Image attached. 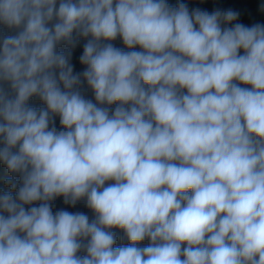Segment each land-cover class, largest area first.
<instances>
[{
    "label": "clouds",
    "instance_id": "obj_1",
    "mask_svg": "<svg viewBox=\"0 0 264 264\" xmlns=\"http://www.w3.org/2000/svg\"><path fill=\"white\" fill-rule=\"evenodd\" d=\"M238 17L166 0H0L15 31L0 36V163L21 181L0 193V264H264V25ZM80 37L74 74L57 46ZM57 197L95 218L54 213ZM111 229L128 243L114 247Z\"/></svg>",
    "mask_w": 264,
    "mask_h": 264
},
{
    "label": "trees",
    "instance_id": "obj_2",
    "mask_svg": "<svg viewBox=\"0 0 264 264\" xmlns=\"http://www.w3.org/2000/svg\"><path fill=\"white\" fill-rule=\"evenodd\" d=\"M166 2L172 6L176 7L178 4L183 3L186 4L189 10L193 9H201L203 11H207L209 13L219 9L221 11L233 10L239 13L238 20L236 22L242 23L247 27H251L254 24H262L264 25V0H166ZM59 4V0H57V6ZM51 26V25H50ZM230 26V25H229ZM15 34L14 30H9L4 26L0 25V36L5 35H13ZM90 38V37H89ZM89 38H78V42L75 47H70L65 43H61L57 46V51L59 52H70V64L73 66V71L75 73H81L85 70L86 65H82L80 63L79 57L83 54V47ZM111 43L117 47L121 48L124 51H141L142 49L139 46H136L134 49H128L122 42L121 38H117ZM242 54V51H241ZM79 87V91L84 96L85 99L92 100L95 103V97L92 90L88 87L86 81H83ZM242 87L245 85H241ZM186 92V90H184ZM107 106V105H105ZM110 109L114 110L116 105L107 106ZM55 127L58 130H61V126L59 123V117L55 118ZM7 180L14 179L17 182V189L12 190L9 186L8 192H11L13 197L16 196L19 187L21 186L20 176L19 174H13L7 171ZM106 183H114V181H108ZM52 210L55 213L61 209L69 211V212H82L89 216V219L95 218V213L86 206L85 200H80L76 203L75 206L70 204H65L63 197H57L54 201L51 202ZM26 208L31 207V205H25ZM111 231L116 233V243L114 247H121L128 243V241L124 238V232L122 229H111ZM86 242V241H85ZM149 244V241L146 239L139 243L138 246L145 247ZM186 246V245H183ZM182 246V247H183ZM78 255L83 256L86 255V252L81 251Z\"/></svg>",
    "mask_w": 264,
    "mask_h": 264
},
{
    "label": "rangeland",
    "instance_id": "obj_3",
    "mask_svg": "<svg viewBox=\"0 0 264 264\" xmlns=\"http://www.w3.org/2000/svg\"><path fill=\"white\" fill-rule=\"evenodd\" d=\"M7 87V85H5ZM29 106L40 109L45 107V105L37 98L33 97L29 100ZM7 171L8 169L3 163H0V193L8 192L9 186L6 185L5 181L7 180Z\"/></svg>",
    "mask_w": 264,
    "mask_h": 264
}]
</instances>
